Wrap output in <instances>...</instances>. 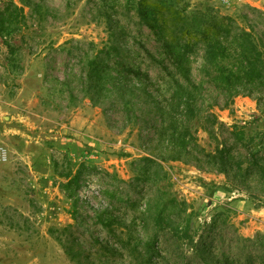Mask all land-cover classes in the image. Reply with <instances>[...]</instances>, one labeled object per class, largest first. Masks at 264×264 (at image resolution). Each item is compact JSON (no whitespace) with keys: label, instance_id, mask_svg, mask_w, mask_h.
<instances>
[{"label":"rangeland","instance_id":"obj_1","mask_svg":"<svg viewBox=\"0 0 264 264\" xmlns=\"http://www.w3.org/2000/svg\"><path fill=\"white\" fill-rule=\"evenodd\" d=\"M0 12V264H148L147 244L150 264H264V91L218 78L253 45L264 60V0Z\"/></svg>","mask_w":264,"mask_h":264},{"label":"trees","instance_id":"obj_2","mask_svg":"<svg viewBox=\"0 0 264 264\" xmlns=\"http://www.w3.org/2000/svg\"><path fill=\"white\" fill-rule=\"evenodd\" d=\"M13 6V5H11ZM14 7V12L10 13V17L12 19L15 20L16 23L19 24L20 19L24 18V13H23V8L22 7H17V6H13ZM7 8V7H6ZM0 14L2 15L3 13L0 12ZM252 48V50H251ZM251 48L248 49H243L240 53V57L241 59V72L238 70H232V69H228L227 71L224 70L225 67L218 66V78L220 81L225 82L223 88L225 89L228 97L235 95L238 93L239 91V86L236 84V82L238 81L239 77L241 75H243V77H245V79L250 83V85H252V88H255L257 91H264V60L261 58V54L260 52H255L253 54V52L255 51V46H251ZM188 49V47H187ZM224 47L219 44L218 42H208L206 44V50H205V54H206V58L208 60H216V59H223L224 57H226L227 55L225 54L224 51ZM169 51L172 54L173 60L176 63V65H178L177 67L180 70H184L183 68V59H184V51H185V47L184 49H179V50H172V48L169 49ZM128 72H131L133 75L135 76H139V72H135L132 70H128ZM187 106H189V104H187ZM219 157L221 160L224 159L222 151L219 150ZM75 177V176H74ZM75 180L74 179H70L68 183H71ZM154 225L156 228H158L159 230H163L165 228V222L163 220V218L161 216H157L155 219ZM111 222H104L105 226H110L111 227ZM109 232L114 236V237H119V235L112 229H109ZM184 234V239L186 240L187 246L192 247L194 245V238L191 234L190 230H184L183 231ZM56 239L59 240L60 243L61 240L59 237H56ZM117 243L120 249H128V251L132 254H134V256H137L139 254L137 248H131V244L130 242H119V240L117 239ZM63 244V243H62ZM63 247L65 248V252L71 257H73V254L70 250V248L68 246H65L63 244ZM146 253H147V259H148V264H150L153 260H154V256L152 255L150 246L147 244L146 245Z\"/></svg>","mask_w":264,"mask_h":264},{"label":"built area","instance_id":"obj_3","mask_svg":"<svg viewBox=\"0 0 264 264\" xmlns=\"http://www.w3.org/2000/svg\"><path fill=\"white\" fill-rule=\"evenodd\" d=\"M223 1H225V0H223ZM236 1H238V2H243L244 0H236Z\"/></svg>","mask_w":264,"mask_h":264}]
</instances>
